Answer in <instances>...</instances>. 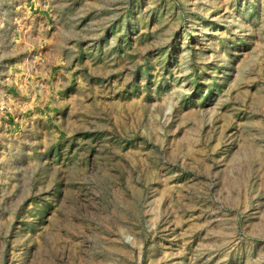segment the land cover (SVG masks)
Listing matches in <instances>:
<instances>
[{
  "label": "rangeland",
  "instance_id": "1",
  "mask_svg": "<svg viewBox=\"0 0 264 264\" xmlns=\"http://www.w3.org/2000/svg\"><path fill=\"white\" fill-rule=\"evenodd\" d=\"M0 264H264V0H0Z\"/></svg>",
  "mask_w": 264,
  "mask_h": 264
}]
</instances>
